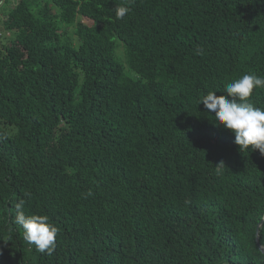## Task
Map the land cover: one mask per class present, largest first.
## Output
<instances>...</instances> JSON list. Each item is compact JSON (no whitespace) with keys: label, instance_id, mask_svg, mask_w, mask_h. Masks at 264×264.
<instances>
[{"label":"trees","instance_id":"16d2710c","mask_svg":"<svg viewBox=\"0 0 264 264\" xmlns=\"http://www.w3.org/2000/svg\"><path fill=\"white\" fill-rule=\"evenodd\" d=\"M13 1L0 4V264H264V155L198 104L264 76V0H127L123 19L125 0ZM250 102L264 108V89ZM21 199L58 227L51 254L14 222Z\"/></svg>","mask_w":264,"mask_h":264},{"label":"clouds","instance_id":"9594fccd","mask_svg":"<svg viewBox=\"0 0 264 264\" xmlns=\"http://www.w3.org/2000/svg\"><path fill=\"white\" fill-rule=\"evenodd\" d=\"M126 3L127 0L115 8L117 19H123L130 12ZM196 54L202 55L203 49L197 48ZM257 88L264 89V76L246 73L227 84V96H217L215 91H209L198 104L202 103L214 114L218 126L222 125L234 135V143L239 149L259 150L264 155V108L250 102L253 90ZM25 195L30 197L31 194ZM24 205V199L15 204L14 222L23 229L25 241L34 245L37 251L51 254L56 247L58 227L47 215H26Z\"/></svg>","mask_w":264,"mask_h":264},{"label":"rangeland","instance_id":"374dc122","mask_svg":"<svg viewBox=\"0 0 264 264\" xmlns=\"http://www.w3.org/2000/svg\"><path fill=\"white\" fill-rule=\"evenodd\" d=\"M33 1H37V0H33ZM17 2H19V0H14L13 3L16 4ZM2 3V0L0 1V4ZM6 9L2 8L0 6V23L1 21L3 20V15H4V12H5ZM77 22L81 23L82 25H91L92 22L85 19V18H81V17H78L76 19ZM0 30L2 31V26L0 24ZM65 30L67 31V33L73 37V39L75 38L74 35H73V30H72V27H68V28H65ZM9 33L5 32V35L2 34L1 35V39H0V42H8V39L10 37V34L8 35ZM7 35V36H6ZM115 56L117 57V59L124 65V70L126 73H130L127 69V66L125 64V58H124V55H123V49L121 47V45L118 43L116 45V49H115Z\"/></svg>","mask_w":264,"mask_h":264},{"label":"water","instance_id":"95a60500","mask_svg":"<svg viewBox=\"0 0 264 264\" xmlns=\"http://www.w3.org/2000/svg\"><path fill=\"white\" fill-rule=\"evenodd\" d=\"M263 221H264V216H263L262 220L259 222V224L257 225V228H256V241H258V229H259L260 225L263 223ZM259 248L264 253V246H260L259 245Z\"/></svg>","mask_w":264,"mask_h":264}]
</instances>
